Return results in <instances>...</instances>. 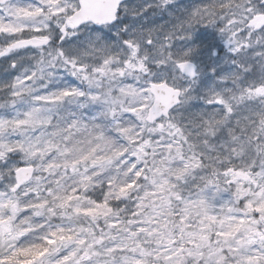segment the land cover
I'll return each instance as SVG.
<instances>
[{
	"label": "snow or ice",
	"instance_id": "obj_1",
	"mask_svg": "<svg viewBox=\"0 0 264 264\" xmlns=\"http://www.w3.org/2000/svg\"><path fill=\"white\" fill-rule=\"evenodd\" d=\"M0 264H264V0H0Z\"/></svg>",
	"mask_w": 264,
	"mask_h": 264
}]
</instances>
